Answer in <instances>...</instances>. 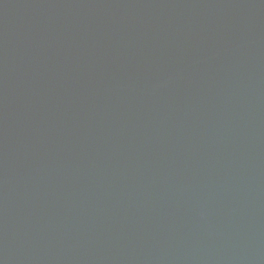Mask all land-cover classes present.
<instances>
[{
	"label": "water",
	"instance_id": "obj_1",
	"mask_svg": "<svg viewBox=\"0 0 264 264\" xmlns=\"http://www.w3.org/2000/svg\"><path fill=\"white\" fill-rule=\"evenodd\" d=\"M0 264H264V0H0Z\"/></svg>",
	"mask_w": 264,
	"mask_h": 264
}]
</instances>
